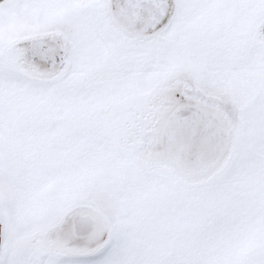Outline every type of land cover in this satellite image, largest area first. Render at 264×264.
<instances>
[{"label": "snow or ice", "instance_id": "1", "mask_svg": "<svg viewBox=\"0 0 264 264\" xmlns=\"http://www.w3.org/2000/svg\"><path fill=\"white\" fill-rule=\"evenodd\" d=\"M0 264H264V0H0Z\"/></svg>", "mask_w": 264, "mask_h": 264}]
</instances>
